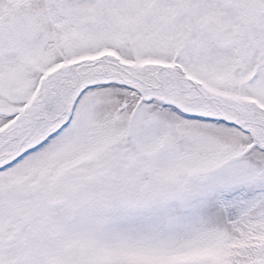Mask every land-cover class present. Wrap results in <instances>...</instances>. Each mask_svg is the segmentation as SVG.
<instances>
[{
    "label": "rangeland",
    "instance_id": "rangeland-1",
    "mask_svg": "<svg viewBox=\"0 0 264 264\" xmlns=\"http://www.w3.org/2000/svg\"><path fill=\"white\" fill-rule=\"evenodd\" d=\"M107 48L152 62L159 88L92 63ZM263 105L264 0H0V264H264V235L247 263L221 246L246 225L228 223L229 194H264V127L239 126L264 125ZM63 111L21 146V126ZM162 181L157 200L128 195ZM61 193L75 200L58 207ZM47 213L58 240L39 231ZM262 215L264 195L245 218Z\"/></svg>",
    "mask_w": 264,
    "mask_h": 264
},
{
    "label": "trees",
    "instance_id": "trees-1",
    "mask_svg": "<svg viewBox=\"0 0 264 264\" xmlns=\"http://www.w3.org/2000/svg\"><path fill=\"white\" fill-rule=\"evenodd\" d=\"M262 196L263 193L260 192H255L250 195H239L238 191H236L229 194L230 203L227 204V206L225 205L229 219L231 221H238L241 219L246 212L257 204ZM254 198L256 199L253 200ZM223 200L227 201L228 197L224 195ZM241 209H246V212L244 214H239L238 212ZM245 221L248 227H241V234L234 235L224 248L233 246L234 251L240 249L242 254L241 260L247 263V261H249L248 258H251L252 261L256 260L259 247L258 242L260 243L263 241L261 235H264V228H260L257 225L261 224L264 226V215L259 218H248ZM240 243L241 246L239 245Z\"/></svg>",
    "mask_w": 264,
    "mask_h": 264
},
{
    "label": "water",
    "instance_id": "water-1",
    "mask_svg": "<svg viewBox=\"0 0 264 264\" xmlns=\"http://www.w3.org/2000/svg\"><path fill=\"white\" fill-rule=\"evenodd\" d=\"M125 170L131 171L126 167H121L119 170V175L124 176ZM165 190H166V186L164 183H161L160 185L157 186L147 185L139 192V195L143 199L150 200L157 198L159 195L164 193ZM41 228L44 232L52 235L55 238L58 237L62 232V226L59 224L57 220H55L50 215L46 216L44 219L41 220Z\"/></svg>",
    "mask_w": 264,
    "mask_h": 264
},
{
    "label": "flooded vegetation",
    "instance_id": "flooded-vegetation-1",
    "mask_svg": "<svg viewBox=\"0 0 264 264\" xmlns=\"http://www.w3.org/2000/svg\"><path fill=\"white\" fill-rule=\"evenodd\" d=\"M182 10H183V8H182ZM129 81H131V80H129ZM136 82H137V84H139V82L136 80ZM152 84V85H151ZM146 85H148V86H151L152 88H157V87H155V85L153 84V83H151L149 80H148V82L146 83ZM154 85V86H153ZM58 120H60L61 119V117H58L57 118ZM47 120H50V121H54L55 120V118H47ZM261 126H263L264 127V125L261 123V122H259V121H251V120H249V122H247L245 125H240V127L241 128H243L244 130H246V132H248V135H251V132H257V129H258V127H261ZM48 127V126H47ZM23 130H24V135H23V137H25V142H27V139H28V137L30 136V135H32L33 134V132H31V130H32V127H24L23 128ZM43 133H44V131H42ZM101 138L102 137H100L99 138V140H101ZM261 143H262V145L264 146V141L263 140H261ZM87 146H89V144H86ZM105 146V144L103 143L102 144V142L100 141L99 142V144L98 145H93V143L92 144H90V146H89V148L90 149H92V150H90L89 152L88 151H85V152H87V153H80V155L77 157V159H83V157L82 156H85V154H88V156L89 157H92L93 155H94V153L96 152V150H94V149H100V148H103ZM77 159H75V161L77 160ZM101 168H102V166L99 168V175H100V178H101V176L103 177L104 176V174H100V171H102L101 170ZM94 169H95V167H94ZM86 181L88 180V178H86L85 179ZM75 200V197L72 195V201H74ZM66 206V205H65ZM64 207V206H63ZM61 208V207H60ZM53 216H55L54 214H52Z\"/></svg>",
    "mask_w": 264,
    "mask_h": 264
}]
</instances>
